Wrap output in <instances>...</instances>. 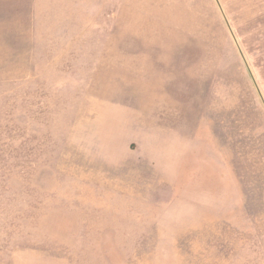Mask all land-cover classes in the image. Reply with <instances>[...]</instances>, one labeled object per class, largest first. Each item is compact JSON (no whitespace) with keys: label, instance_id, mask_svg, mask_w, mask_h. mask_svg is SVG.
I'll return each instance as SVG.
<instances>
[{"label":"rangeland","instance_id":"1","mask_svg":"<svg viewBox=\"0 0 264 264\" xmlns=\"http://www.w3.org/2000/svg\"><path fill=\"white\" fill-rule=\"evenodd\" d=\"M0 19V264H264V0H36Z\"/></svg>","mask_w":264,"mask_h":264},{"label":"crops","instance_id":"2","mask_svg":"<svg viewBox=\"0 0 264 264\" xmlns=\"http://www.w3.org/2000/svg\"><path fill=\"white\" fill-rule=\"evenodd\" d=\"M36 0H0V19H38Z\"/></svg>","mask_w":264,"mask_h":264}]
</instances>
